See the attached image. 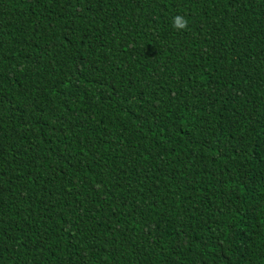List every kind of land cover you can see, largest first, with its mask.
<instances>
[{"label": "trees", "instance_id": "trees-1", "mask_svg": "<svg viewBox=\"0 0 264 264\" xmlns=\"http://www.w3.org/2000/svg\"><path fill=\"white\" fill-rule=\"evenodd\" d=\"M0 264H264V0H0Z\"/></svg>", "mask_w": 264, "mask_h": 264}, {"label": "clouds", "instance_id": "clouds-1", "mask_svg": "<svg viewBox=\"0 0 264 264\" xmlns=\"http://www.w3.org/2000/svg\"><path fill=\"white\" fill-rule=\"evenodd\" d=\"M172 26L177 31L185 30L188 27V21L183 15H176L173 17Z\"/></svg>", "mask_w": 264, "mask_h": 264}]
</instances>
